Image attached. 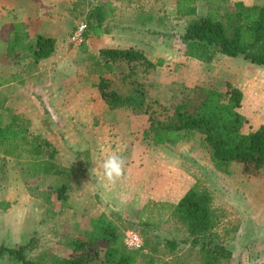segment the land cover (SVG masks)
<instances>
[{
	"label": "rangeland",
	"instance_id": "1",
	"mask_svg": "<svg viewBox=\"0 0 264 264\" xmlns=\"http://www.w3.org/2000/svg\"><path fill=\"white\" fill-rule=\"evenodd\" d=\"M55 2H59L61 9L65 10L60 12L64 17H60L57 24L52 22L53 26H48L44 22L38 24L31 21L30 17L19 21L26 14L22 7L26 3L22 0H0V105L19 84L12 78L14 71L19 73L23 69L17 63L37 61L32 58L29 49L36 33L46 35L45 32L56 30L59 41L57 46L55 44L54 61H76L78 68L79 62H82L87 68L86 61H90V53L95 51L93 44H99V40L91 41L92 35L87 29L81 42L72 40L73 31L76 25L89 22L87 16L91 9L107 8L109 3L112 10L117 9V17L112 22L108 21V27L116 21L122 27L132 22L140 34L143 33L141 29L149 27L148 35L157 39L155 46L146 45L147 51L143 52L152 60L162 57L164 63L149 74L139 75L141 82L150 85L154 98L174 103L190 95L196 85L222 88L225 82H230L244 93L239 108L246 118L242 131L247 132L264 123L263 66L244 58L245 61L200 62L183 54L182 33L191 19L205 13L208 6L205 2L198 1L195 15L186 17L175 12V0H116L115 5L110 0H77V5L70 3L71 8L66 9L64 0ZM33 9L32 6L27 16L37 13ZM15 38H18L17 43L11 49L9 47ZM22 77L24 81L28 79L23 74ZM109 77L115 78L113 74ZM123 110L133 115L131 119L128 115H122L117 124L122 119L124 123L117 130L110 131L104 137L102 135L100 141L88 142L84 134H80L82 130H71L65 136L71 142L67 144L65 140V147L57 148L54 160L67 169L66 173L31 175L28 162L36 159L31 154L25 153L26 159H6L5 165L0 167V244L17 246L30 241L29 257L40 264H57L56 257H65L70 252L68 239L90 234V219L105 213L124 231L125 243L130 233L139 236V246L126 243L137 251L132 264H192L196 257L191 262L195 248L190 246L189 241L194 236L188 231V222L171 214L169 204L147 203L148 206L163 203L157 205L158 211L148 218L150 223L159 226L156 229L148 228L150 231L147 235L158 234L159 237L175 239L179 247L176 252L164 249L154 239L152 244L156 250L145 247L147 235L141 232L139 225L150 212L145 208L139 213L125 212L120 208L121 203L115 205L113 197L106 195L101 164L97 163L95 157L101 156L103 159V153L108 156L113 152L127 154L131 149L130 144L140 157L144 153L148 155L146 159L149 158L147 162H150V167L152 164L162 166L159 175L168 176L171 170L178 171L181 180L186 178L180 187V194L191 183H197L211 193L212 227L207 234L232 251V257L222 264H257L264 261V172L259 176H250L242 173L239 164H232L226 171H221L200 147L199 133L190 140L171 145L174 149L171 147L170 151L174 153H170L166 151L169 150L168 146L153 143L146 115L130 109ZM8 117L0 113V123L8 120ZM35 135L43 137L40 133ZM61 137H64L63 134ZM60 186L64 187L62 194L58 190ZM2 200H8L4 209L1 208ZM0 264L20 263L3 256L0 257Z\"/></svg>",
	"mask_w": 264,
	"mask_h": 264
},
{
	"label": "trees",
	"instance_id": "2",
	"mask_svg": "<svg viewBox=\"0 0 264 264\" xmlns=\"http://www.w3.org/2000/svg\"><path fill=\"white\" fill-rule=\"evenodd\" d=\"M198 1L208 6L203 15L186 24L182 34L183 54L200 62H211L220 53L242 57L264 67V6L239 0H175L176 13L181 17L195 15ZM77 3L76 0L73 4ZM111 12L109 3L107 8L91 9L87 16L91 20L87 23V32L98 36L102 21ZM17 40L15 38L9 48H14ZM32 43L29 49L35 60L50 56L55 48V39L51 36L37 34ZM89 58L100 77L98 89L105 103L111 109L126 108L146 115L155 145H173L199 133L200 147L221 171L239 164L242 173L250 176L264 172V123L247 132L242 131L246 118L239 108L244 93L238 86L230 82H225L222 88L196 85L190 95L170 103L154 98L150 85L139 80L140 74H149L162 66V57L151 60L134 48H103L98 55ZM106 73L115 78L106 77ZM28 124L26 118L16 114L11 115L8 122L0 123V167L5 165L6 159L25 158L26 153L36 158L28 162L31 175L66 173L67 169L54 160L58 150L48 139L32 135ZM58 190L64 193L63 186ZM210 203L211 193L193 183L177 203L169 204L171 214L188 222V231L194 236L189 241L195 248L192 264H222L232 257L227 246L207 234L212 227ZM4 204L1 203L3 209ZM162 204L145 205L150 214L140 222L141 232L147 235L148 228H158L159 225L150 223L148 218L158 211L156 206ZM90 223V234L68 239L70 252L65 257H56L57 264L134 262L137 251L125 243L124 231L118 224L105 213L90 219ZM152 239L170 252L178 251V241L158 234L145 236V247L156 250ZM30 247V241L17 246L0 244V257L6 256L20 264H40L28 256ZM257 264H264V261Z\"/></svg>",
	"mask_w": 264,
	"mask_h": 264
},
{
	"label": "crops",
	"instance_id": "3",
	"mask_svg": "<svg viewBox=\"0 0 264 264\" xmlns=\"http://www.w3.org/2000/svg\"><path fill=\"white\" fill-rule=\"evenodd\" d=\"M22 1L26 3L22 4L23 11L26 14L21 19L19 18V21H25L30 17L31 21L38 24L44 22L48 26H53L54 23L57 24V20L60 17H64L60 12H65V10L61 9L60 3L55 2V0ZM64 1V8L66 9L70 3L73 4L76 0L71 2L70 0ZM110 1L113 2L112 5L116 4V0ZM239 1H243L245 4L264 6V0ZM36 3H38L37 6ZM32 6L37 10V13L34 12L33 16H27ZM116 10L114 8L111 14L104 18L98 36L90 33L92 35L91 41L93 39L99 40V44H93L95 51L91 50L93 53H90V55H98L103 48H134L143 52L147 51L146 45L155 46L157 39L148 35L149 32L147 30L149 27L141 29L142 34H140L138 28L135 29L133 27L132 22L130 24L125 23L126 25L122 27L116 21L117 23H113V26L108 27V21L111 20L112 22L117 17V14H115ZM45 33V36H51L55 39L57 46L59 41L56 35L57 31L50 30ZM36 34H40V32ZM141 36H143V39H141ZM158 41L161 42V40ZM97 50L98 52L96 53ZM53 53L37 61H20V63H17L23 69L19 73L14 71L12 78L17 80L19 84L14 87L12 94L7 95L3 105H0V113L5 114V117L9 116L5 122H8L10 116L13 114L26 118L29 122L28 128L32 135L40 133L43 135L41 137L48 139L53 147L60 149V147H65V140L67 144L71 142L70 139H66L65 137L72 132L71 130L75 132L82 130L80 134H84L85 140L96 142L100 141L99 138L102 135L104 137L110 131L117 130L121 126L120 124L124 123L122 119L121 123L117 124L122 115L124 117L128 115L129 119H131L133 116L131 113L128 111L124 113L123 109L126 108L111 109L105 103L98 89L100 77L94 70L91 61H86L87 68H84L82 62H79L80 68H78L76 61H54L55 57ZM143 53L146 55L145 52ZM147 57L151 59L150 56ZM241 58L227 57L218 53L213 60L245 61ZM22 74L25 77L28 76L26 81H24ZM109 75L111 74L106 73V77H109ZM232 82L235 83L233 80ZM61 134H63V138ZM161 145L168 146L169 150L166 149V151L174 153V151H170V148L175 144L166 143ZM128 146L131 149L127 154L122 155L126 165L125 178L118 182L115 187H106L105 185V188H107L106 195L110 198L113 197L112 202L115 205L121 203L120 208L125 210V212L133 213L135 211L139 213L149 201L175 204L193 184H189L190 186L188 185L180 194V187L186 182V178L181 180L179 172L171 170L168 176L165 174L159 175L162 166L152 164V167H150V162H147L149 158L146 159L148 156L146 153L140 157L135 152L134 146L130 144ZM172 149L174 148L172 147ZM106 157L107 155L103 153V159ZM95 158L97 163H102L103 159L101 156ZM184 174L186 175V173ZM1 202L8 203V200H2ZM6 203L5 207H7Z\"/></svg>",
	"mask_w": 264,
	"mask_h": 264
},
{
	"label": "clouds",
	"instance_id": "4",
	"mask_svg": "<svg viewBox=\"0 0 264 264\" xmlns=\"http://www.w3.org/2000/svg\"><path fill=\"white\" fill-rule=\"evenodd\" d=\"M125 166L123 156L115 152L103 159L101 169L106 187H115L125 178Z\"/></svg>",
	"mask_w": 264,
	"mask_h": 264
},
{
	"label": "built area",
	"instance_id": "5",
	"mask_svg": "<svg viewBox=\"0 0 264 264\" xmlns=\"http://www.w3.org/2000/svg\"><path fill=\"white\" fill-rule=\"evenodd\" d=\"M87 29V23H80L76 25V29L73 31L72 40L81 42L83 39V34ZM126 243L131 246H139L140 238L136 233H130L126 239Z\"/></svg>",
	"mask_w": 264,
	"mask_h": 264
}]
</instances>
